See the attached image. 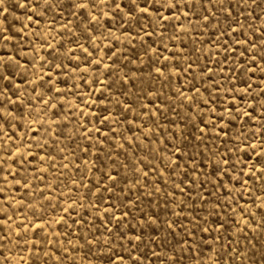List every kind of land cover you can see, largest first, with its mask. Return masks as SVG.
<instances>
[{
	"label": "snow or ice",
	"instance_id": "obj_1",
	"mask_svg": "<svg viewBox=\"0 0 264 264\" xmlns=\"http://www.w3.org/2000/svg\"><path fill=\"white\" fill-rule=\"evenodd\" d=\"M4 0H0V4H3ZM251 3L256 7H261V3L258 0H251ZM243 4L245 7H241ZM211 5V9L208 7ZM249 0H238V3L233 4L231 0H228L227 7H225V0H23L21 3H17L16 7L20 9H25L24 19L31 22L33 17H36V23L39 25L48 13H52L55 17L57 10L63 18V13L67 11L71 16L76 17V21H68L63 25V29L71 36L73 35L72 28L69 24H73L75 28L84 35L85 38L91 42V35H86L95 33L97 31V26L103 27L101 25V20L107 24L111 21L113 24L117 20L122 21L123 24H127L128 28L124 29L125 32L133 30V25H135L136 35L139 36L142 42V49L145 55H148L149 49L155 53V58L152 59V64L154 66V73L149 72L148 76L152 77L153 80L164 79L169 81L168 86L171 88V77L173 75L178 76V78H183L185 84L183 87L175 88L173 96L176 98L175 106L172 103L167 105L166 110H162L159 106L154 105L155 113H159L160 117H163L165 121L169 124H175L179 126L180 121H185L184 127L180 129L179 132L172 131L171 129L164 128L161 135L165 136V140L155 141L153 137L155 133L152 132V128L148 127L147 131H142L141 135L148 142L149 145L153 143L163 145V153H167L165 156L160 154V149L149 148L148 153L145 157L140 158V163L143 164V168H136L135 161H131L130 164H124L123 162H118L117 159L112 160V164L115 165L116 171L110 170L105 172L104 166L106 161L101 159L100 155L95 157L96 161L100 163V167L96 170L101 172L102 175L100 180L95 184H92L88 188V193L95 195V201H89L90 206L93 210V219L89 222L86 218L81 217L79 220L72 218L69 208L63 209L65 213H69L68 218L72 219L73 224H78V234L77 240H83V243L79 245L81 249H86L85 255L93 254L98 255L100 260H104L107 257V264H146L150 257H155V261L152 264H179V259L175 255L176 250L172 249L173 254L167 256V259H163L161 254L155 250L149 252L147 250V245L145 244V235L148 230L154 234L151 239L155 240L159 238L160 224L157 221L161 220L159 213L149 214L144 211L135 201L129 204H125L124 201L128 200V196H121L117 193L119 189L120 193L125 191L124 188L120 187L121 184H125L129 179L132 180V187L139 186L143 188L145 186H150L151 191L147 193H141V195L152 196L154 192H161L160 184L163 183L165 189L168 188L169 181L172 182L171 191L164 192L165 203L175 205V207L169 209L165 208V214L168 215L170 212L171 219L164 220L162 223L165 225L164 231L167 235L173 237L179 235L176 229L179 228L181 232L185 235L181 237L184 244L188 243V236H195V233H207L211 235L214 231L218 233L215 236L214 241H223L220 247L225 251L221 254L218 253V261H213V264H219V261L223 259L224 255L232 253L229 257V264H245L249 261L250 264H257L256 255L259 254V264H264V246L261 249H257V243L264 245V241L258 239L254 234L257 230L264 232V89L259 93L260 99L257 100V96L253 95L252 88L253 85L250 82L251 76L248 75L259 70L264 73V67L256 69L252 66L256 65L257 56L261 63H264V27L259 29L261 35L257 37L260 40L259 52L256 51L257 44L255 40L248 38L245 27L253 32L255 35L256 29L250 24L246 23L249 17L254 19H260L259 16H255V9L248 7ZM183 9L182 16L187 25H191L193 29L204 28L207 29L209 25L214 28L219 29V34L216 36L215 44H219L224 50L223 58L216 59L212 61L215 64L214 70L209 67L208 64L197 65L200 68L199 74L196 73L193 68L194 64H197V60H191V62L186 63L184 66L180 65V55L178 53H172V55L177 56L175 62L169 64V57H163L164 63L156 64V60L161 59L159 52L153 47L157 43V40L153 39L154 35H157V28H162L163 31L159 32V40L162 42L164 39L169 41H174L177 39L178 34H187L189 29L184 27L182 29L177 28V24L181 21V10ZM233 9L236 10V15L233 14ZM165 11L168 15H165ZM264 11V8H262ZM0 12L5 14V20H7V8L0 9ZM189 12L196 17L193 21L189 18ZM247 12V15H245ZM221 15H223L224 25L221 24ZM240 16H244V21L239 19ZM175 21V23H173ZM215 21V24L212 22ZM123 24L118 25L117 30L123 27ZM147 25V28L145 27ZM236 25V27H233ZM27 25L21 23V28L17 30V35L22 32ZM152 29L148 31L147 29ZM169 28L172 29V34H169ZM7 31L6 29H0V39L8 41L11 39L10 36H6L3 33ZM109 34H111V28H109ZM142 34V35H141ZM103 35V33H101ZM148 39L145 40L144 38ZM221 37H224L221 40ZM116 41H119V37H114ZM79 38L74 41H69L70 43H76L77 47L81 49L83 53V61L89 65V68L93 66L94 59V69L96 71L100 70L101 65H103L104 73H111L115 75V71L112 69V65L105 63L104 56H108V59L112 60L113 64H116L119 57L117 53L112 51L111 47L105 50L104 56L96 55L99 51L98 47H94L90 51L87 47L79 44ZM195 43V41H193ZM133 48L135 46L133 45ZM237 48L242 49L240 55L236 58L235 62L229 63L232 56H235ZM251 48V54H249V49ZM164 50L167 51V45H164ZM72 51V49H68ZM198 51V50H196ZM219 55V54H218ZM133 59L128 61L129 64L135 63V59L138 58L135 51L133 52ZM59 58V53L53 55L51 59L55 61ZM69 60L77 59L75 52H73L72 57H68ZM208 59V57H205ZM251 62L249 65L248 62ZM55 67L62 68L63 64H56ZM79 68V62L74 66ZM21 68L20 60L15 59L11 55L0 54V134H3V140H11L13 136H16L15 128L21 127L20 121L24 119V115L21 112V105H24L26 101L30 100L31 97H25L22 93V84L24 80L21 79L20 83L16 82V77L19 74ZM89 68H85L83 71L87 72ZM225 68H227V73H225ZM175 69L176 71H173ZM131 71V70H130ZM168 75H165V73ZM103 74V73H102ZM230 74V75H229ZM247 77V79H245ZM234 78V79H233ZM40 82L32 81L34 85L30 91L32 93L36 92V88L46 89L36 96V99L43 103L44 109H47L48 105L54 97L48 100L44 99V96L55 92L57 95L60 94V89L55 87V83L52 81L51 75L47 81L43 80V77L37 78ZM264 79V76L261 77ZM83 82V81H82ZM92 83H100L106 87L113 88L119 84L117 91L119 94L129 95L128 93L120 92V89L127 87L131 84L133 88L138 87L135 80L129 78L128 73H125L119 81H112L108 84L107 81H99L98 79H93ZM145 83L141 81V84ZM244 85V87H237L236 85ZM225 85H228L225 88ZM259 85H257L258 87ZM203 89V92L201 91ZM224 89V96H221L220 90ZM103 93V90H100ZM140 92L147 96L152 95L153 92L147 87H141ZM207 95H204V94ZM224 97H229L232 102L225 105ZM108 99V97L103 96L98 97V99ZM159 98V96L157 97ZM252 99L257 100L260 107V122L254 127H248L251 125L256 117V105L247 103L246 101ZM171 101L172 97H168ZM111 102V101H110ZM243 102V103H241ZM95 103V101H93ZM117 114L123 115L126 122L128 121L127 113L132 110V104L128 99L124 101L116 100ZM151 103V101H149ZM122 105V107H121ZM209 105H212L209 107ZM55 109L56 105H52ZM140 109L145 111L148 116V124L156 128H161V124L157 119H154L155 113L147 108V105L140 104ZM177 108H185L188 112L192 113L191 116H181L177 111ZM207 109V112H205ZM109 109L105 107H100L97 112L91 113L92 116L98 119L100 125L107 128V132H101L99 127L85 128L82 134L85 140L91 138L92 132L95 131L98 137H103L104 140L108 139V133H112L113 136L117 135L115 130L112 128L113 123H119V120L115 117L109 120V116L105 115L108 113ZM166 112L175 113V116L180 119L175 118L169 119ZM59 113L54 111L53 115H58ZM83 115V113H81ZM110 114V113H109ZM31 115V113H29ZM139 112L135 114L133 119L139 117ZM243 118V119H242ZM87 119V117H85ZM237 122H240V126L237 127ZM191 126L194 131H190ZM59 128V125H57ZM140 130L139 128L137 129ZM47 136L52 141V145H57L59 137L62 136L63 128H59V131L53 130L51 127L45 130ZM127 131L131 132L132 128L129 127ZM11 133V135H9ZM28 135L27 132L24 134ZM32 136H36V132L32 133ZM171 136V141L167 140V137ZM191 136L192 139H189ZM71 139V136H68ZM138 140V137L124 138ZM219 141V143H217ZM52 145H49L47 141L41 143L36 141L33 143L32 140L25 141L23 138L19 139V143L13 144L11 147L16 148V152L13 154L11 148H5L6 153L5 159L0 161V165L7 163L11 160L13 164H18L23 167L26 164H31L32 161L39 160L43 163L46 158L54 159V153ZM171 145V146H170ZM244 145V147H241ZM90 147H95L94 144L86 145L81 149L79 144L76 145L77 149L83 151L86 155ZM111 148V145H109ZM131 147L138 148L139 144H133ZM223 147V151H221ZM120 149L124 148V144L119 145ZM195 149V151H190V149ZM25 149L27 151H25ZM33 149L36 151L34 152ZM56 152L64 153L65 151H72L75 154V150H71L68 146L57 147ZM43 152L44 155H39ZM98 152H103V148L98 149ZM120 153H117V157ZM148 156H152L154 160L159 162V166L153 164V159H148ZM235 156V160H233ZM243 156V159L241 158ZM17 157L19 159H17ZM199 161L197 162V158ZM111 159V156L108 157ZM126 159H129L127 156ZM61 159H67V156H61ZM189 161L192 162L194 167L189 166ZM238 164H243L244 167H238ZM62 167H67V165L62 164ZM130 168V171L134 174L133 177H128L127 174L121 175L119 168ZM207 171L206 169H209ZM245 168L247 171L245 172ZM91 170V169H90ZM0 171H5L0 167ZM7 175L4 176V181L7 182L8 175L13 176L15 184L21 187L27 188V177L21 176L19 172L13 174L11 169H7ZM35 171V170H34ZM43 171L40 170L41 177H43ZM151 173H155L156 180L150 181L149 176ZM164 173H167L168 179H164ZM198 173L197 175H193ZM17 177H19L17 179ZM203 177V179H201ZM36 178V177H33ZM82 177L81 186L82 185ZM225 180L229 183H235L239 185L240 188H244L245 191L249 192V199L252 201L253 205L256 207V211L248 213L247 207H240V212L242 219L240 221L225 220L219 216L216 211L217 208L224 209L225 216L229 215V210L235 213L236 209L232 208L231 205L234 201L231 200L232 189L227 188L225 185ZM23 181V184L21 183ZM103 181L108 183L103 184L101 191V184ZM143 181V184L141 183ZM251 181V189H256L259 186V196L252 197L251 189L248 188L249 182ZM75 183V181H74ZM211 185L213 191L204 192L206 185ZM92 188H96V193H92ZM217 189H225V195L229 198L226 202L221 200L220 195L216 193ZM131 192V187L127 189ZM195 190V197H193V191ZM3 190H0L2 192ZM103 193H111L108 197V203L105 205V197ZM179 193L180 196L185 199L177 200L172 199L169 201L170 196H175ZM27 194V193H26ZM243 194H241L242 196ZM139 200V196L136 197ZM261 200V203L256 205L255 201ZM119 201V203H117ZM199 202V206H198ZM141 203H143L141 201ZM211 204L212 210L207 212V216H201L200 213L204 212L206 209L204 206ZM191 205V207H189ZM151 207V205H149ZM159 207V205H156ZM179 211H176V208ZM125 209L117 215L119 209ZM132 208L136 209L133 213ZM188 210L191 213V219L184 216L183 219H187L188 223L191 224V228H187L183 225V220L181 219L182 214ZM259 215L260 220L256 221V216ZM215 216L216 219L209 221L208 217ZM10 220L11 217H7L6 213L0 214V220ZM251 221V222H250ZM57 224H62L65 228V233L71 235L68 232V228L71 225L64 223V217H61ZM255 223V227H253ZM210 224H215V229L210 226ZM112 225V227H109ZM155 226V227H154ZM175 226V227H174ZM17 227H26L23 224L17 225ZM37 228L43 230L44 225L37 224ZM229 227L236 228V239L232 237H227ZM95 229V231H93ZM83 233L81 236L79 233ZM253 233L251 238H249V233ZM243 234V240L247 241L245 244H241V236ZM20 233H17L19 236ZM59 235V233H58ZM91 236V238H89ZM103 237V239H102ZM177 244L181 243V240L176 241ZM168 244L166 239H163L161 244H157V248H163ZM207 247L212 249L211 243H205L203 239L199 242L197 240H192L193 247ZM99 250L98 253H93V248ZM73 251L76 250V245H73ZM68 250L65 249V252ZM183 251V248H181ZM249 252L252 255H249ZM47 255V253H45ZM115 257V259H113ZM67 257H65L66 259ZM59 260V257H57ZM7 264V260H5Z\"/></svg>",
	"mask_w": 264,
	"mask_h": 264
},
{
	"label": "rangeland",
	"instance_id": "obj_2",
	"mask_svg": "<svg viewBox=\"0 0 264 264\" xmlns=\"http://www.w3.org/2000/svg\"><path fill=\"white\" fill-rule=\"evenodd\" d=\"M23 0H4L3 4H0V9L7 8V20H5V14L0 12V29H6L3 34L10 36L11 39L5 41L0 39V54H7L13 56L15 59L20 60L21 68L19 74L16 77V82L20 83L21 79L24 80L22 84V93L25 97H31L30 100L26 101L24 105H21V112L24 115V119L20 121L21 127L15 128L16 136H13L11 140H3V134H0V161L5 159V148H11V152L14 154L16 152L15 147H11L13 144L19 143V139L23 138L25 141L32 140L33 143L39 141L41 143L47 141L49 145H52L51 139L48 138L46 129L51 127L53 130L59 131V128H63V135L59 137L57 145H52L54 159L46 158L43 163L39 160L32 161L31 164H26L23 167L18 164H13L11 160H8L7 163L0 165L5 171H0V214L6 213L7 217H11L10 220H0V264H107V257L105 256L104 260H100L98 255L88 254L85 255L86 249H81L80 244L83 243V240H77L78 234V224H73L72 219L68 218L69 213H65L63 209L69 208V205L72 207L69 209L72 218L79 220L81 217L86 218L89 222L93 219V210L89 204V201H95V195L88 193V188L92 184H95L102 175L101 172L96 169L101 165L96 161L95 157L97 155L101 156L102 160L106 161L104 166V171L107 172L110 170L113 173L116 171L115 165L112 164L113 159H117L118 162H123L124 164H130L131 161H135L136 168H143V164L140 163V158L146 156L149 151V148L160 149V154L167 156V153H163V145L153 143L151 145L144 139L141 135L142 131H147L148 127L152 128V132L155 133L153 139L155 141L165 140V136L161 135V132L164 128L171 129L172 131L179 132L180 129L184 127L185 121H180L179 126L175 124H169L167 121L160 117L159 113H155V107L159 106L162 110L167 109V105L172 103L175 106L176 98L173 96V92L177 87H183L185 80L183 78H178V76L173 75L171 77V88L168 86L169 81L164 79L153 80L152 77L148 76L149 72L154 73V66L152 64V59L155 58V53L150 49L148 55H145L144 50L142 49V42L139 36L136 35L135 25H133V30L125 32L124 29L128 28L127 24H123L122 21L117 20L115 24L109 21L107 24L104 23V20H101V26H97V31L95 33H89L86 35H91L92 39L89 42L84 35H81L80 32L75 28L74 23L69 24V27L72 28L73 35H69L64 29L63 25L68 21H76V17H73L65 11L63 13V18L59 10H57L55 17L52 13L45 15L44 19L40 21L39 25L36 23V17H33V21L29 22L24 19L25 9L17 8V3H21ZM228 0H225V7H227ZM261 3V7H256L249 0L248 7L255 9V16H259L260 19H254L249 17L246 23L252 24L255 29V35L253 32L245 27L244 31L251 40H255L257 44L256 51L259 52L260 40L257 39L261 35L259 29L264 27V0H258ZM231 3L236 4L238 0H231ZM211 9V5H208ZM241 7H245L241 4ZM183 9L181 10V21L177 24L178 29L187 27L189 31L187 34H178L177 39L174 41H169L164 39L162 42L159 40V32L163 31L162 28H157V35L153 36V39L157 40V43L153 45L159 52L161 59L156 60V64L164 63L163 57H169V64L175 62L177 56L172 55V53H178L180 55V65L184 66L186 63L191 62V60H196L197 64L193 65L196 73L199 74L200 68L197 65L208 64L209 67L215 69V64L212 61L216 59H222L224 50L220 47L219 44H215L216 36L219 34V29L209 25L207 29L196 28L193 29L191 25H187L182 16ZM165 15L168 13L165 11ZM233 14L236 15V10L233 9ZM247 15V12H245ZM189 18L193 21L196 20V17L189 12ZM239 19L244 21V16H240ZM21 23L27 25V27L20 32L18 35L17 30L21 28ZM175 23V21H173ZM123 24V27H120L117 30L118 25ZM215 24V21L212 22ZM221 24L224 25L223 15H221ZM226 26V25H224ZM147 28V25H145ZM236 27V25H233ZM109 28H111V34H109ZM148 31L152 29L148 28ZM169 34H172V29L169 28ZM103 33V35H101ZM142 35V34H141ZM114 37H119V41H116ZM79 38V44L87 47L90 51L94 47H98L99 51L96 55L104 56L105 50L108 47L112 48V51L117 53L119 57L116 64L112 63V60L108 59V56L111 53H108V56H104V61L107 64L112 65V69L115 71V75L111 73H104L103 65H101L100 70H93V66L89 68V65L83 61V53L81 49L77 47L76 43H70L69 41H74ZM145 40L148 38L145 37ZM224 37H221L223 40ZM195 41V43H193ZM133 45L135 48H133ZM164 45H167V51L164 50ZM72 49V51H68ZM198 50V51H196ZM135 51L138 58L135 59V63L129 64L128 61L133 59V52ZM242 49L237 48L235 56H232L229 63L235 62L236 58L240 55ZM73 52H75L77 59L69 60L68 57H72ZM59 53V58L53 61L51 57ZM219 54V55H218ZM249 54H251V48L249 49ZM208 57V59H205ZM152 58V59H150ZM79 62L80 67L75 68V64ZM63 64L62 68L55 67L56 64ZM251 65V62H248ZM256 69L264 67V63H261L259 56H257L256 65L252 66ZM85 68H89L87 72L83 71ZM131 70V71H130ZM173 71H176L173 69ZM103 73V74H102ZM125 73H128L130 79L135 80L138 84V87L133 88L131 84H128L127 87L120 89V92L128 93L125 95L119 94L117 89L119 84L113 88L106 87L100 83H92L93 79H98L99 81H107L108 84H111L112 81H119ZM225 73H227V68H225ZM49 75L52 77L55 87L60 89V94L55 92L47 94L44 96L45 100H48L51 97H54L51 100V103L48 105L47 109H44L43 103L36 99V96L39 95L42 91L46 89L36 88V92L32 93L30 89L34 86L32 81H40L38 77H43L44 81H47ZM165 75H168L166 72ZM230 75V74H229ZM251 76V83L253 85L252 93L257 96V100L260 99L259 93L264 89V79H261L264 76V73H261L259 70L255 72V75L249 73ZM234 79V78H233ZM247 79V77L245 78ZM83 81V82H82ZM141 81L145 83L141 84ZM257 85H259L257 87ZM237 87H244V85H236ZM141 87H147L153 92L152 95L145 98V94L140 92ZM228 85H225L227 88ZM103 90L101 93L100 90ZM203 92V89H201ZM221 96H224V89L220 90L219 93ZM106 96L108 99H98V97ZM204 95H207L206 93ZM159 96V98H157ZM168 97H172V100L169 101ZM128 99L132 104V110L127 113L128 121L126 122L123 115L117 114V105L116 100L124 101ZM225 105L229 102H232L229 97H224ZM257 100L249 99L246 102L256 105V117L253 120L251 125L248 127H254L260 122V107L257 103ZM95 101V103H93ZM111 101V102H110ZM151 101V103H149ZM243 103V102H241ZM56 105L54 109L52 105ZM145 104L147 108L155 113L154 119H157L161 124V128H156L152 125H149L148 114L141 110L139 105ZM107 107L109 109L108 113L105 115L109 116V120H112L114 117L119 120V123H113L111 126L117 133L113 136L112 133H108V139L104 140L103 137H98L95 131L92 132L91 138L85 140L82 136L85 128L99 127L101 132H107V128L100 125L98 119L92 116L91 113L97 112L100 107ZM212 105H209L211 107ZM122 107V105H121ZM56 111L59 114L53 115V112ZM177 111L181 116H191L192 113L188 112L185 108H177ZM139 112V117L133 119L135 114ZM207 112V109H205ZM31 113V115H29ZM83 113V115L81 114ZM110 113V114H109ZM169 119L180 118L175 116V113L166 112ZM87 117V119H85ZM243 119V118H242ZM59 125V128L57 127ZM237 127L240 126V122H237ZM131 127L132 131L129 132L127 129ZM140 129L139 131L137 129ZM190 131L194 129L189 127ZM25 132L28 133L25 136ZM36 132V136L33 137L32 133ZM11 135V133H9ZM71 136V139H68V136ZM138 137V140L131 139H122ZM171 136L167 137V140L171 141ZM189 139H192L189 136ZM123 143L124 148L120 149L119 145ZM219 143V141H217ZM79 144L81 149L86 145L94 144L95 147H90L87 155L76 148V145ZM133 144H139L140 147L134 148L131 147ZM111 145V148L109 147ZM68 146L69 149L75 150V154L72 151H65L64 153L56 152L57 147ZM171 146V145H170ZM244 147V145H241ZM103 148V152H98V149ZM25 151H27L25 149ZM35 152L36 150L33 149ZM190 151H195V149H190ZM223 151V147H221ZM117 153L120 155L117 157ZM39 155H44L43 152H40ZM67 156V159L62 160L61 156ZM111 156V159L108 157ZM129 159H126L125 157ZM243 159V156L241 157ZM17 159H19L17 157ZM148 159H153L152 156H148ZM235 160V156H233ZM199 157L197 158V162ZM67 165V167H62L61 165ZM153 164L159 166V162L153 159ZM189 166L194 167L195 165L189 161ZM238 167H244L243 164H238ZM7 169H11L13 174L19 172L21 176L27 177L28 187L24 188L20 185L15 184L12 175H8L7 182L4 181V176L7 175ZM91 169V170H90ZM35 170V171H34ZM40 170L43 171V177H41ZM119 172L121 175L127 174L128 177H133V173L130 171V168L120 167ZM210 171L209 169H206ZM247 169L245 168V172ZM194 173L193 175H197ZM36 177V178H33ZM82 185L81 186V179ZM19 177H17L18 179ZM164 179H168L167 173H164ZM203 179V177H201ZM150 181L156 180L155 173H151L149 176ZM75 181V183H74ZM23 184V181L21 182ZM108 183L103 181L101 184V191L103 184ZM143 184V181H141ZM225 185L227 188L232 189L231 200L234 201L231 205L232 208H235V213H232L229 210V215L225 216L224 209L217 208L216 211L219 213V216L225 220L240 221L242 219L240 207H247L248 213L256 211V207L253 205L252 201L249 199V192L245 191L244 188H240L239 185L229 183L225 180ZM161 192L157 193L153 191L152 196L141 195V193H147L151 191L150 186H145L143 188L132 187V180L129 179L125 184H121L120 187L124 188L125 191L120 193L117 189V193L121 196H128L129 199L125 200V204L131 206V202L135 201L145 212L159 213L161 220L157 221V224H160L159 229V238L152 240L151 237L154 235L151 230H148L145 235V244L147 245V250L151 252L155 250L161 254L163 259H167V256L172 255V249H175V255L179 259V264H213V261H218V253H223L225 250L220 247V244L223 241L215 242L214 238L218 233L215 231L209 235L207 233H195V236H188V243L184 244L181 239L185 234L181 232L179 228L176 229L179 235L173 237L167 235L164 231L165 225L162 223L164 220L171 219L170 212L168 215L165 214V208H173L175 205L170 203L166 205L164 199V192L171 191L172 182L169 181L168 188L165 189L163 183L160 185ZM131 187V192L127 189ZM248 188L251 189V181L249 182ZM96 188H92V193H96ZM213 191L211 185H206L204 192ZM27 193V194H26ZM216 193L220 195L222 201H227L229 198L225 195V189H217ZM241 194H243L241 196ZM105 200L104 204L106 205L108 197L111 193H103ZM195 190L193 191V197H195ZM259 186L257 185L256 189H251V196H259ZM139 196V200H136V197ZM172 199L179 202L184 197L180 196L179 193H176L175 196H170L169 201ZM264 200V197H261ZM141 201L143 203H141ZM119 203V201H117ZM261 203V200H256L255 204L258 205ZM151 205V207H149ZM159 205V207H156ZM199 206V202H198ZM191 207V205H189ZM205 207V211L201 212V216H207V212L212 210V205L208 204ZM125 209L121 208L117 211V215ZM133 213L136 212L135 208H132ZM176 211H179V208H176ZM184 216L191 219V213L188 210L182 214L181 219L183 220V225L187 228H191V224L188 223L187 219H183ZM61 217H64V223L71 225L68 228V232L71 235L65 233V228L62 224H57V221L61 220ZM209 221L216 219L215 216L208 217ZM259 215L256 216V221H259ZM251 222V221H250ZM23 224L26 227H17V225ZM37 224L44 225L43 230L36 227ZM212 228L215 229V224H210ZM255 227V223L252 225ZM112 227V225H109ZM155 227V226H154ZM175 227V226H174ZM95 231V229H93ZM17 233H20L17 236ZM59 233V235H58ZM81 236L83 233H79ZM258 239L264 241V232L257 230L254 233ZM236 228L229 227L226 234L227 237H232L236 239ZM253 233H249V238ZM241 236V244L247 243L243 240V234ZM91 238V236H89ZM103 239V237H102ZM163 239H166L168 244L163 248H157V244H161ZM195 239L199 242L201 239L204 242L211 243L212 249L210 250L207 247L200 245L199 247L192 246V240ZM181 240L180 244H177L176 241ZM256 243L257 249H261V243ZM73 245H76V250L73 251ZM183 248V251H181ZM65 249L68 251L65 252ZM93 253H98L99 250L95 247L93 248ZM47 253V255L45 254ZM232 253L224 255L223 259L219 261V264H229V257ZM251 256L252 253L249 252ZM59 257V260L57 259ZM65 257H67L65 259ZM257 264H259V254L256 255ZM115 259V257H113ZM155 261V257H150L149 261L146 264H152ZM159 264V262H156ZM236 264H239L237 261ZM245 264H250L249 261H246Z\"/></svg>",
	"mask_w": 264,
	"mask_h": 264
}]
</instances>
